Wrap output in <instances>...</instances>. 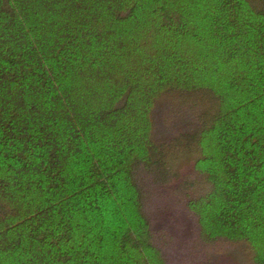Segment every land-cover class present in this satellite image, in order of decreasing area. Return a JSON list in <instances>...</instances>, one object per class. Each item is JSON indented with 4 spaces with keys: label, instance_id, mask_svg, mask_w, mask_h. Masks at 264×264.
I'll use <instances>...</instances> for the list:
<instances>
[{
    "label": "trees",
    "instance_id": "obj_1",
    "mask_svg": "<svg viewBox=\"0 0 264 264\" xmlns=\"http://www.w3.org/2000/svg\"><path fill=\"white\" fill-rule=\"evenodd\" d=\"M158 194L264 264V0H0V264H168Z\"/></svg>",
    "mask_w": 264,
    "mask_h": 264
},
{
    "label": "rangeland",
    "instance_id": "obj_2",
    "mask_svg": "<svg viewBox=\"0 0 264 264\" xmlns=\"http://www.w3.org/2000/svg\"><path fill=\"white\" fill-rule=\"evenodd\" d=\"M161 106V103L158 104L155 110V136L158 139L164 138L168 134L160 117ZM194 161V156H185L173 163L174 183H177L192 169ZM148 210L156 227L167 225L174 233L175 239L166 249L168 264H182L183 241L191 232V220L184 214L183 209L179 206L174 207L172 201L162 194L149 200ZM213 257L216 259V264H248L238 248H230L224 253L213 254Z\"/></svg>",
    "mask_w": 264,
    "mask_h": 264
}]
</instances>
